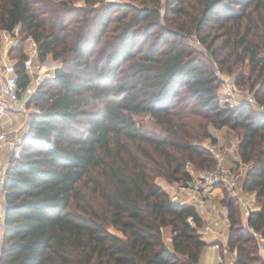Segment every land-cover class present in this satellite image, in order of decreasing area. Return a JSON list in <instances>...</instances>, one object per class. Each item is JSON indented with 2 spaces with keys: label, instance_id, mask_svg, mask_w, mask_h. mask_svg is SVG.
Listing matches in <instances>:
<instances>
[{
  "label": "trees",
  "instance_id": "obj_1",
  "mask_svg": "<svg viewBox=\"0 0 264 264\" xmlns=\"http://www.w3.org/2000/svg\"><path fill=\"white\" fill-rule=\"evenodd\" d=\"M98 1L0 0V32L19 26L56 62L27 100L35 111L7 165L0 264H198L197 209L155 179L189 180L188 163L213 168L201 143L211 125L239 131L241 188L256 204L244 225L237 197L220 200L232 264H264L250 230L264 237V111L222 102L214 68L247 61L264 107V0ZM111 91L128 96L117 104Z\"/></svg>",
  "mask_w": 264,
  "mask_h": 264
},
{
  "label": "built area",
  "instance_id": "obj_2",
  "mask_svg": "<svg viewBox=\"0 0 264 264\" xmlns=\"http://www.w3.org/2000/svg\"><path fill=\"white\" fill-rule=\"evenodd\" d=\"M15 30V29H14ZM14 30L13 35L8 32L3 43V55L0 64V217L3 216L4 204H3V184L6 175V169L8 163L3 162L1 153L4 148L9 146H16L20 142L24 133L27 130L29 122V110L27 106V100L36 91L41 82L45 80H53L55 76L56 65L53 62H48L45 59L42 60L39 57L38 43L31 37H27V48L24 49V58L22 59L21 67L26 74V83L24 86L19 87L17 83V66L16 62L7 61V51H9L15 44L14 42ZM217 77L219 72H216ZM227 81V80H226ZM232 93H229L234 98L226 99L225 101L232 100V103L228 104L231 107L239 105L242 100L235 98L236 87L230 85ZM254 97V96H253ZM24 100V102H22ZM255 98L249 97L248 101L253 102ZM247 101V100H246ZM247 101V102H248ZM259 111H264L262 105H258ZM21 115L23 117L20 122L13 121V115ZM216 164L213 168L203 170L199 174L195 175L191 164H187L186 168L191 175L189 180L182 182L181 184H170L167 188L163 187L168 193L169 198L173 202L179 204H188L195 206L196 209L204 208L209 200L212 199L214 190L216 188H226L227 190L234 191L240 179L244 175V169L239 168L237 171L232 167L227 166L223 162V158L218 153H215ZM242 215L244 219V225H246V219L253 207L245 202L241 201ZM223 212L212 216L209 223H202L199 232L203 238L210 234L214 236V243L219 246L223 254L230 252L227 245V233L223 230L222 218ZM225 220L227 221L228 228V215L225 212ZM251 232L257 237L259 245L264 242V237L258 234L252 229ZM220 240L224 242L220 243ZM232 264V263H230Z\"/></svg>",
  "mask_w": 264,
  "mask_h": 264
},
{
  "label": "rangeland",
  "instance_id": "obj_3",
  "mask_svg": "<svg viewBox=\"0 0 264 264\" xmlns=\"http://www.w3.org/2000/svg\"><path fill=\"white\" fill-rule=\"evenodd\" d=\"M107 4V3H115V4H123V3H128V4H138L136 0H99L97 5L100 4ZM164 11V7H162L161 12ZM14 49L13 47L7 51V57L6 60L7 61H12V62H16L18 60V58L20 57V55L23 54V51L25 48H27L28 43L26 41L27 37H24V33L20 32V27L16 26L14 28ZM10 33L13 35V32L10 31ZM217 31H215L214 34H216ZM219 34V33H218ZM8 35V31L6 30H2L0 32V64L2 61V55L3 53V41L5 39V37ZM213 35V33H212ZM188 42L190 44H192L194 47L200 49L202 48L201 45L199 44L198 40L192 36L190 39H188ZM263 56H264V51H263ZM46 61L48 62H53V64L56 65V62L54 60L51 59V57L48 55L45 58ZM215 71L219 72V87H218V92L220 95V100L224 103L230 104L232 103V100L230 101H225L226 99L229 98H234L232 97L229 93H232L231 89L229 88V84L235 85L236 87V96L235 98L242 100L243 101H248L249 97L254 98V93L256 91L257 88H259V84H255L254 86H252V80H247L248 76H249V67L247 65V61L241 62L236 64L233 72L229 73L226 72L224 70H222L221 68H219L217 65H214ZM240 75H244L245 77V83H236V79L240 76ZM1 77V74H0ZM227 80V81H226ZM22 102H24V100H22ZM249 102V101H248ZM252 106V108L256 111H259V107L257 106V102L256 100H254L252 103L249 102ZM28 112H29V116L30 114L35 111V108L33 105H28ZM13 121L14 122H20V120L23 119V117L21 115H13ZM134 118L136 119V121L138 123H140L143 127H145L146 129L153 131L155 133H159L161 132L160 127L158 125L155 124L154 120L147 114H135ZM211 134H212V138H205L201 140V143L208 149L210 150L213 155L215 156V153H218L219 155H221V157L223 158V162L227 165L232 167L234 170H238L239 168L244 169L245 171V165L240 161V157L238 155L237 152V144L239 141V131L238 130H228L226 127L224 128H217V127H213L212 125L209 128ZM214 139V141L212 140ZM17 148L16 146H9L7 148H4V150L1 153L3 162H9V158L12 155V153L14 151H16ZM195 175L199 174L201 171L203 170H198L195 169V167L193 165H191ZM156 182H160V184H162L163 187L167 188L168 185L170 184H181L182 182H168L166 181L164 178L162 177H156L155 179ZM241 183H242V178L240 179L237 188L234 191H230L227 190L226 188H221V191H216L219 192L217 196H214L211 200H209L207 202V206H210L209 211H212L214 213V216L216 215V210L219 213H222L223 211L226 212L225 207L222 205L221 203V199H223L225 196H234L237 197L238 199V203L239 205L241 204V201H245L247 203H249L252 207H255V202L253 201V195L250 193H246L242 190L241 188ZM209 204V205H208ZM241 206V205H240ZM205 207V208H206ZM215 209V211H214ZM202 214H203V223H209L211 221V216L207 213V211L203 208L202 210ZM242 211V209H241ZM205 212V214L203 213ZM224 217L222 218V224H223V230L224 232L227 233V221L225 220V213ZM241 218L243 219V215L241 214ZM1 229H2V217H0V233H1ZM109 230L113 233L116 234H120V232H118L116 229H114L113 227H109ZM206 241L210 242L211 240V235L208 234L207 236H205ZM224 242V241H223ZM221 243V242H220ZM263 248L264 245L262 244ZM261 246V247H262ZM230 250V249H229ZM231 251V250H230ZM233 251L229 252L228 255L230 257H232L233 255ZM226 260V264L229 261V259L227 257H225ZM221 262V254H220V247L219 246H215V245H206V247L203 249L202 251V255L200 257V260L198 262V264H220Z\"/></svg>",
  "mask_w": 264,
  "mask_h": 264
},
{
  "label": "crops",
  "instance_id": "obj_4",
  "mask_svg": "<svg viewBox=\"0 0 264 264\" xmlns=\"http://www.w3.org/2000/svg\"><path fill=\"white\" fill-rule=\"evenodd\" d=\"M159 184H160V182H159ZM162 185V184H161ZM163 187V186H162ZM216 191H221V189H219V188H216L215 190H214V194H213V197L214 196H217L218 195V193L219 192H216ZM212 197V198H213ZM209 205V204H208ZM206 206H207V204H206ZM205 206V207H206ZM204 207V209L207 211V213L212 217V216H214V213L212 212V211H209V209H210V206H208V207H206L205 208ZM203 208H201V209H197V212H198V214L200 215V217H201V222L203 223V214H202V210ZM214 211H215V209H214ZM216 212V214H217V210L215 211ZM224 212V211H223ZM204 214H205V212H203ZM225 213V212H224ZM227 213V212H226ZM2 230V229H1ZM1 237H2V231H1V233H0V241H1ZM215 238H214V236H211V240H210V242H208V241H206V239H204L206 242H207V245H215V243H214V240ZM224 240H220V242H223ZM262 244L264 245V242H262L260 245H259V253H260V255H261V257L264 259V248H263V246H262ZM216 246V245H215ZM262 246V247H261ZM230 252H232V251H230ZM233 255H232V257H230L228 254H223L222 253V250L220 249V254H221V262H220V264H226V260H225V257H227L228 259H229V261L227 262V264H230V263H233V261H234V259H235V252L233 251Z\"/></svg>",
  "mask_w": 264,
  "mask_h": 264
},
{
  "label": "clouds",
  "instance_id": "obj_5",
  "mask_svg": "<svg viewBox=\"0 0 264 264\" xmlns=\"http://www.w3.org/2000/svg\"><path fill=\"white\" fill-rule=\"evenodd\" d=\"M127 96L128 93L126 91H111L109 92L108 99L120 104L126 100Z\"/></svg>",
  "mask_w": 264,
  "mask_h": 264
}]
</instances>
